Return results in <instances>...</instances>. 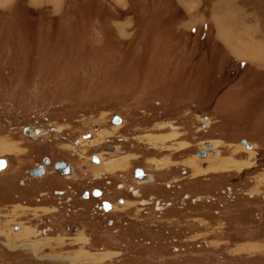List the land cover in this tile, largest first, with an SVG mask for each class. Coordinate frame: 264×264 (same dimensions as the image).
Returning a JSON list of instances; mask_svg holds the SVG:
<instances>
[{"label":"rangeland","instance_id":"obj_1","mask_svg":"<svg viewBox=\"0 0 264 264\" xmlns=\"http://www.w3.org/2000/svg\"><path fill=\"white\" fill-rule=\"evenodd\" d=\"M113 115L133 157L91 163ZM44 155L149 181L110 226ZM0 157V264H264V0H0Z\"/></svg>","mask_w":264,"mask_h":264},{"label":"flooded vegetation","instance_id":"obj_2","mask_svg":"<svg viewBox=\"0 0 264 264\" xmlns=\"http://www.w3.org/2000/svg\"><path fill=\"white\" fill-rule=\"evenodd\" d=\"M113 116L111 117L110 122L108 124L110 127H113L112 133L110 134V136H104L100 142H98L96 144H92V149L94 148V150L90 154V159H88L91 163L95 164V162L92 161L93 155H96L98 160H99L98 164L96 163L97 165H101V163H102V160L100 159V154H102V155L108 154L109 156L117 155V158L111 160L114 163H118V162L120 163L122 161L125 162V161L130 160L133 157L132 156L133 151H128V153H127V152L123 151L121 148L122 142H124V140H126V139L121 135H115L114 134V130H115L114 127H116V126H114V123L111 122ZM122 122H123V118L120 117V122L118 123V125H121ZM93 145H95V146H93ZM109 148H113V149L110 150ZM133 149H134V152H137L139 147L137 145H134ZM140 149H141V146H140ZM170 156H172V155H170ZM45 158L48 159V163H46V164L43 162V160ZM102 158H106V157L102 156ZM57 161H65L70 165V171H71L70 176H64L63 171L55 169L54 165H55V162H57ZM40 164L43 165V169H44L43 174L41 176H33L30 174V169H31L30 168L28 170V173L30 174V176H32L34 178H37V177L41 178V177H45V175L48 172L51 174L55 173V174H57V176H59L62 179H69L75 173L72 164L69 163L68 161L64 160V159H58V160L53 161V160H51V158L48 155H44L41 158V162L36 163L35 166L40 165ZM8 166H9V162H8ZM48 166H51L50 167L51 169L47 171L46 168ZM120 168L121 167L117 168L116 170H113V172L110 175L99 174V173L91 174L90 177L87 179H86V177H83V175H82L80 178H76V180L73 181L72 185H64V187L63 186H60V187L59 186L58 187L57 186L56 187L50 186V184H48L47 186L48 187L50 186V191H51V193L54 197V200L56 201L57 204H59V203L61 204V199H64L65 202H67V203L70 202L72 204L74 202L73 200L75 199V197L81 199L82 200L81 202H83V203L94 201L95 204L93 203L92 209L95 212H104V213H107L108 215H111V219H109V225L112 226V225H114V223L118 222L120 219V218H118L117 213L115 211H119V210L130 211L129 196H133L136 198L140 197L141 193L139 192V190H137L134 187V185L137 183H145V182L149 181V180H147L149 177L142 167H135L134 170H132V171H129L126 168H121V169ZM136 168H141L147 177L145 179H142V178L137 179L135 177V169ZM98 179H102V183H100V184L93 183ZM82 180H85V182H87V184L79 189L77 187L81 186ZM143 180H147V181H143ZM173 180H176V179L172 178V181ZM172 181H170L167 184V187L170 188L171 186H173V184L171 183ZM113 187L119 190V193H117L114 196L109 194ZM68 193H71L72 195H69ZM44 194H46V193L45 192L41 193V195H44ZM106 196L108 198H105ZM149 199L150 200L154 199L153 202L156 204L155 208L157 210L161 209V207L159 205L160 200L155 199L154 196H150ZM146 203H149V202L146 200ZM105 204H108V206ZM106 206L108 207V209H105ZM48 207H49V209H52L51 205ZM83 209L86 210V208H83ZM83 209H80V210H83ZM64 230H65V232L77 234L78 232H81L80 230H86V229L83 226H78V225L72 224L70 226L65 225ZM16 231H20V228H17Z\"/></svg>","mask_w":264,"mask_h":264},{"label":"water","instance_id":"obj_3","mask_svg":"<svg viewBox=\"0 0 264 264\" xmlns=\"http://www.w3.org/2000/svg\"><path fill=\"white\" fill-rule=\"evenodd\" d=\"M111 122L114 123V124L119 123L120 122L119 116L114 115L112 120H111ZM242 143L246 146V148H251V146H252V145H249L245 139L242 140ZM204 144H205V146L207 148L211 147V142L210 141H206V142H204ZM109 149L112 150L113 148H109ZM196 154L199 157H205L206 156V151L203 150V149H198ZM92 161L95 162V163L99 162V160H98L96 155L92 156ZM43 162L45 164L48 163V159L45 158L43 160ZM54 166H55L56 170L63 171L64 175H69L71 173L70 165L67 162H65V161H57V162H55ZM5 167H6V160H5V158L0 157V170H3ZM43 172H44V169H43V165L42 164L37 165V166H35V167L30 169V174L33 175V176H41L43 174ZM135 177L137 179H140V178L145 179L147 176L145 175V173L143 172V170L141 168H136L135 169ZM105 205L108 206V204H105ZM107 206L105 207V209H108Z\"/></svg>","mask_w":264,"mask_h":264},{"label":"crops","instance_id":"obj_4","mask_svg":"<svg viewBox=\"0 0 264 264\" xmlns=\"http://www.w3.org/2000/svg\"><path fill=\"white\" fill-rule=\"evenodd\" d=\"M184 5H189V3H183ZM236 56H237V53L235 54ZM235 58H237V57H235ZM238 59V58H237ZM240 60V59H239ZM241 61V60H240ZM73 166V165H72ZM73 169H74V175L73 176H71L69 179H58V177H56L55 179H53V180H50V181H48V184H50V186H55L56 184H61V185H71L70 184V181H71V183L73 184V181L72 180H75V178H80L82 175H79L78 176V173L75 171V167L73 166ZM112 172H113V170H111ZM111 171H109V170H107V169H102L101 171H97V172H94L93 174H97V173H99V174H105V175H110L112 172ZM110 173V174H109ZM77 175V176H76ZM67 181V183H64L63 181ZM69 181V182H68ZM82 183H81V186H78L77 188H81V187H83V186H85L86 184H87V182H85V180H82L81 181ZM93 183H95V184H100V183H102V179H98V180H96L95 182H93ZM49 186V187H50ZM117 193H119V190L118 189H116V188H112L111 189V191H110V195H116ZM73 201H75V199L73 200ZM71 205H73V203L71 204ZM73 207H74V209L75 210H80V209H83V208H85L84 207V205L82 204H75V205H73ZM69 214V213H68ZM68 216H71V214H69ZM86 216L87 215H82V214H75L74 215V217L76 218V219H79V220H86ZM72 217V216H71Z\"/></svg>","mask_w":264,"mask_h":264},{"label":"bare ground","instance_id":"obj_5","mask_svg":"<svg viewBox=\"0 0 264 264\" xmlns=\"http://www.w3.org/2000/svg\"><path fill=\"white\" fill-rule=\"evenodd\" d=\"M252 49V48H251ZM115 126L116 125H118V123L117 124H114ZM211 147H212V143H211ZM210 147V148H211ZM206 157V156H205ZM6 160V159H5ZM96 164V163H95ZM97 164H98V162H97ZM7 168H8V160H6V167L3 169V170H0V173H2V172H4L5 170H7ZM64 176H70V174L69 175H64ZM148 180V179H147ZM147 180H143V181H147ZM20 235V234H19ZM17 236H18V234H17ZM21 237V236H20ZM33 245V244H32ZM25 249H29V250H31V251H34L33 250V247H31V246H25L24 247Z\"/></svg>","mask_w":264,"mask_h":264}]
</instances>
